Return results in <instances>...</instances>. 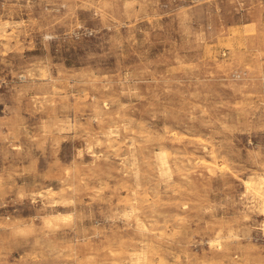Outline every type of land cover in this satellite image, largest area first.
I'll return each mask as SVG.
<instances>
[{"label": "rangeland", "instance_id": "374dc122", "mask_svg": "<svg viewBox=\"0 0 264 264\" xmlns=\"http://www.w3.org/2000/svg\"><path fill=\"white\" fill-rule=\"evenodd\" d=\"M0 264H264V0H0Z\"/></svg>", "mask_w": 264, "mask_h": 264}, {"label": "bare ground", "instance_id": "6f19581e", "mask_svg": "<svg viewBox=\"0 0 264 264\" xmlns=\"http://www.w3.org/2000/svg\"><path fill=\"white\" fill-rule=\"evenodd\" d=\"M61 214V213H60Z\"/></svg>", "mask_w": 264, "mask_h": 264}]
</instances>
